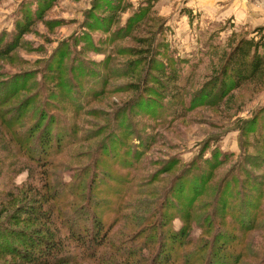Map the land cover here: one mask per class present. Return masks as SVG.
<instances>
[{"label":"rangeland","instance_id":"374dc122","mask_svg":"<svg viewBox=\"0 0 264 264\" xmlns=\"http://www.w3.org/2000/svg\"><path fill=\"white\" fill-rule=\"evenodd\" d=\"M244 1L0 0V47L29 24L0 54V264L47 228L74 264H264V81L214 95L264 33Z\"/></svg>","mask_w":264,"mask_h":264},{"label":"trees","instance_id":"16d2710c","mask_svg":"<svg viewBox=\"0 0 264 264\" xmlns=\"http://www.w3.org/2000/svg\"><path fill=\"white\" fill-rule=\"evenodd\" d=\"M155 1L157 0H153V3ZM28 25L29 24L26 23L25 26L19 29L16 38L12 41L11 44H6L5 47H0L1 55L8 54L10 50L14 48V46L19 42L18 38L23 35L25 31L24 29L28 27ZM222 72L223 77L225 79V83H223L222 80L219 83V87L216 85L218 87V92L217 94L215 92L214 95H223L228 90H236L242 87L247 82L255 80L258 77H262L264 81V33L258 32L253 37L241 38V40L229 54V57L226 61V65ZM226 79L229 80V83ZM225 84L229 88H226ZM216 86H214V88L211 90V96L212 93H214V91L216 90ZM44 132L45 131H42L39 134L41 135L39 140L40 148L42 151H44V154H46L51 144V138L47 130L45 134ZM42 136L45 137L44 141L42 140ZM46 197L47 196L45 195L44 199ZM61 198L58 197V199ZM80 218L76 219V221L72 224V228L75 230L79 227V229L84 230L83 239L86 240L88 245H90L92 248H99V246L103 245V242L107 237V231L103 229L104 227L102 222L97 219L95 215L92 214L90 218H88V216L86 215H82L80 216ZM86 220H88V223L86 222ZM86 225L89 226V228ZM43 231L45 232L42 234L36 233L43 235V238H39L37 235H32L30 239L26 240L32 242L31 245L27 244L23 238L20 239L23 242L22 244L27 248L16 247V249L13 250L12 254H16V252H18L22 258H26L34 264H74V259L72 258V256L70 257L69 255L59 254L61 253V249L63 247L60 238L56 237V235L52 233L49 228H47L46 230L44 229ZM159 252L160 251H158L153 258L156 259V261H153L155 264H173V258L171 256V253H168V251H164L165 253L162 252L161 254H159ZM121 263L131 264L129 261H127V256L125 255L122 256Z\"/></svg>","mask_w":264,"mask_h":264},{"label":"crops","instance_id":"0c3cea01","mask_svg":"<svg viewBox=\"0 0 264 264\" xmlns=\"http://www.w3.org/2000/svg\"><path fill=\"white\" fill-rule=\"evenodd\" d=\"M237 1H240V4H241V7L242 8H245L247 6V3H245L244 0H242V1L241 0H237ZM257 3H258V5H256L255 8L257 10H260L259 13L264 14V0H262V1L261 0L258 1L257 0ZM238 9H240L239 6H238ZM249 9H250V7H249ZM228 11H229V14L230 15H232L234 13H237L239 16H243V19H244L245 22H249L251 20V17H247L243 13L237 12L238 10L235 9V5H233L232 7L230 6L229 9H228ZM252 12H254V11H250V15L252 14ZM256 12H258V11H256Z\"/></svg>","mask_w":264,"mask_h":264}]
</instances>
